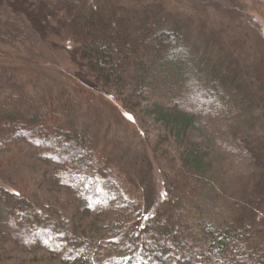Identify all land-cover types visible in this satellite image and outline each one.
Returning a JSON list of instances; mask_svg holds the SVG:
<instances>
[{
  "label": "trees",
  "instance_id": "16d2710c",
  "mask_svg": "<svg viewBox=\"0 0 264 264\" xmlns=\"http://www.w3.org/2000/svg\"><path fill=\"white\" fill-rule=\"evenodd\" d=\"M120 3L58 0L55 9L63 11L62 31L80 45L89 76L118 99L103 90L104 101L80 83L48 77L33 85L31 77L21 78L26 72L18 65L0 64V149L19 145L39 166L57 170L56 179L68 180L77 195L67 214L55 199L27 191L20 178L15 184L0 162L1 228L21 224L25 241L48 248L60 264H264L260 59L239 58L244 45L234 36L200 30L195 38L171 13L145 11L135 18ZM31 66L35 74L38 65ZM144 102L166 133L157 144L135 139L130 111ZM257 108V121L249 123L247 112ZM257 122L261 133H251ZM193 126L221 158L247 170L242 195L223 193L220 169L187 138ZM170 140L184 149L179 163L164 147ZM161 157L177 167L162 175L159 194L150 160ZM125 181L138 189L136 197L124 189ZM142 189L145 195H139Z\"/></svg>",
  "mask_w": 264,
  "mask_h": 264
},
{
  "label": "rangeland",
  "instance_id": "374dc122",
  "mask_svg": "<svg viewBox=\"0 0 264 264\" xmlns=\"http://www.w3.org/2000/svg\"><path fill=\"white\" fill-rule=\"evenodd\" d=\"M96 1L89 0V2ZM57 2L58 0H0V55H2L0 64L18 65L24 69L29 74H23L22 79L29 76L28 78L31 77L32 81L39 80V77H48L66 83L71 81L80 83L79 85L84 90L86 88L92 90L104 101L107 99L109 101V97L107 98L103 90L108 91L111 99H118L115 90H107L99 84L96 85L87 73L85 64L79 56L80 45L62 31L64 13L55 10ZM119 6L135 18H141L143 12L156 13L164 10L171 13L173 19L180 18L188 30L194 33L195 38L199 37L200 30H203L205 34L207 30L212 31L226 39L228 36L229 38L234 36L233 41L244 45L246 53L244 56L245 53L242 54L239 51V58L251 59L257 56L263 71L259 73H264V46L260 47L264 44V0H121ZM28 28L32 29L31 35ZM19 30L23 32V35ZM205 34L201 36L205 38ZM27 46L28 49H26ZM234 52L238 55V52L235 50ZM22 59L28 60L30 65L22 62ZM31 63L38 65L35 74H30L31 69H35ZM250 72L248 79L254 83L256 74ZM32 81H24L25 86L28 85V90H30ZM33 85H36V81H33ZM252 89L256 91V86L252 85ZM100 90L102 92H99ZM147 106H151V103L144 102L140 107L132 106L131 111L129 110L138 128L139 135L135 136V139L139 144L141 140L157 144L166 133L160 123L155 121L149 109H146ZM259 110L257 108L253 115L247 112V118H250L249 123L257 121L254 117L257 116ZM257 125L258 122L251 133L260 131ZM187 135L191 145H196L200 151L206 153L205 160L213 163V169L215 171L220 169L222 178L225 180H220L218 185L222 191L224 190L223 193L235 191V194L237 192V195H242L246 189L243 188L241 181L247 170L242 167L236 168L230 165L227 159L221 158L219 152L212 146L210 147L209 141L199 126L190 127ZM146 146L148 148V143ZM151 146L149 145V151ZM164 147L171 150L169 152L179 163L178 157L184 149L174 146L173 140L167 141ZM20 149L19 145L11 146L9 149H0V162H3L2 165L8 171L6 176L14 183L20 178L18 183L27 191L36 192L42 198L55 199L52 201H55L56 206L71 215L77 195L76 191L68 186L69 181L57 180L56 177L61 178L57 170H54L51 165L50 167L39 166L35 157L24 155ZM150 161L155 190L160 194L163 190L162 175L167 174L168 171L174 172L177 164L172 165L170 160L162 157L159 161L155 159ZM170 164L173 170H169ZM127 179L129 178L126 177ZM123 187L133 198L138 195V189L128 182L125 181ZM148 189L152 188L148 186ZM139 195H145V189L140 190ZM97 219L101 221L104 216L99 215ZM21 229V224L15 225V228L11 230H3L0 225V264H60L58 256L48 248L34 245L33 242L31 245L27 243L28 241L26 242L22 237Z\"/></svg>",
  "mask_w": 264,
  "mask_h": 264
}]
</instances>
